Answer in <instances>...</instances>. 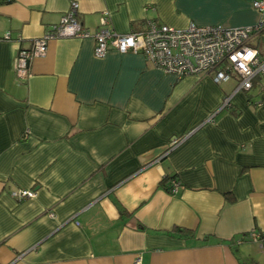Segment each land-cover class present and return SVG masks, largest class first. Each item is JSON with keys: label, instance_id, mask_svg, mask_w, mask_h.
I'll use <instances>...</instances> for the list:
<instances>
[{"label": "crops", "instance_id": "1", "mask_svg": "<svg viewBox=\"0 0 264 264\" xmlns=\"http://www.w3.org/2000/svg\"><path fill=\"white\" fill-rule=\"evenodd\" d=\"M71 1L0 0V262L264 264L245 235L264 232V75L233 93L235 75L178 78L139 52L96 57L92 37H64L18 79V48ZM75 1L89 31L104 11L120 33L149 19L175 28L264 19L253 0ZM247 42L264 55V28ZM21 188L36 195H11Z\"/></svg>", "mask_w": 264, "mask_h": 264}, {"label": "built area", "instance_id": "2", "mask_svg": "<svg viewBox=\"0 0 264 264\" xmlns=\"http://www.w3.org/2000/svg\"><path fill=\"white\" fill-rule=\"evenodd\" d=\"M252 6L261 12L264 10V0H253ZM77 11L78 3L72 0L69 9L61 14L55 24L34 38L29 47L18 48L14 64L18 79H26L30 75V61L44 56L48 41L64 37H92L96 57L104 56L110 48L119 52H139L162 72L174 74L178 78L211 72L212 80L221 83L235 75L237 80L233 93L249 90L253 80L264 75V55L247 44L251 36L264 28V19L251 26L227 27L190 22L184 28L149 19L141 30L120 33L112 27L107 12L101 13L98 27L89 31L78 21ZM9 36L10 32L6 31L2 38ZM229 102L230 96L224 97L215 111L228 107ZM213 114L207 120H211ZM186 136H173L167 149L177 145ZM177 187V182L173 180L171 192L177 191ZM11 195L18 199L31 198L36 195V191L21 188L12 190ZM245 235L264 249V232L251 229ZM134 264H142L139 256Z\"/></svg>", "mask_w": 264, "mask_h": 264}, {"label": "trees", "instance_id": "3", "mask_svg": "<svg viewBox=\"0 0 264 264\" xmlns=\"http://www.w3.org/2000/svg\"><path fill=\"white\" fill-rule=\"evenodd\" d=\"M173 177L174 176H172V177H166L165 176V177L161 178V180H160V184L163 187H165L169 192H171V189H172V182L169 181V179L170 178L172 179ZM240 264H260V263H258L257 261H254V260L250 259L248 261H246V260L240 261Z\"/></svg>", "mask_w": 264, "mask_h": 264}, {"label": "rangeland", "instance_id": "4", "mask_svg": "<svg viewBox=\"0 0 264 264\" xmlns=\"http://www.w3.org/2000/svg\"><path fill=\"white\" fill-rule=\"evenodd\" d=\"M248 43V42H247ZM249 44V43H248Z\"/></svg>", "mask_w": 264, "mask_h": 264}]
</instances>
